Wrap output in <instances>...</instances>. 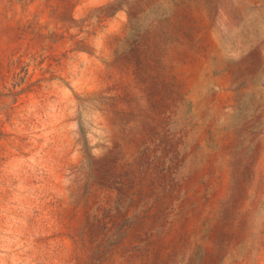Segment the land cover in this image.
Returning <instances> with one entry per match:
<instances>
[{"label":"rangeland","instance_id":"obj_1","mask_svg":"<svg viewBox=\"0 0 264 264\" xmlns=\"http://www.w3.org/2000/svg\"><path fill=\"white\" fill-rule=\"evenodd\" d=\"M0 264H264V0H0Z\"/></svg>","mask_w":264,"mask_h":264}]
</instances>
